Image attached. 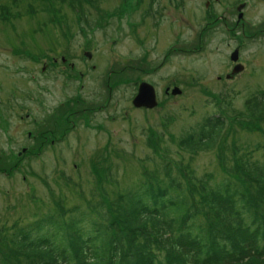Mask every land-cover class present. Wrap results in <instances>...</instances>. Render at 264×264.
I'll return each instance as SVG.
<instances>
[{"label":"rangeland","instance_id":"1","mask_svg":"<svg viewBox=\"0 0 264 264\" xmlns=\"http://www.w3.org/2000/svg\"><path fill=\"white\" fill-rule=\"evenodd\" d=\"M90 1L0 0V167L7 166L0 170V228L41 221L47 229L49 218L71 226L82 214L98 221L94 209L103 196L113 200L153 174L167 186L168 166L188 195L193 183L214 187L233 178L219 166L224 159L231 165L232 154L237 164L264 165V113L246 109L264 91V0ZM242 3L245 21L238 22ZM96 22L101 28L89 30ZM237 46L244 69L230 81ZM61 57L84 73L81 82ZM127 59L145 62L132 72ZM148 66L156 68L149 75ZM112 69L123 70L124 84L109 76L105 83ZM147 80L159 104L136 109L131 102ZM168 86L182 94L173 96ZM213 114L225 119L214 149L182 144ZM44 134L49 147L38 153Z\"/></svg>","mask_w":264,"mask_h":264},{"label":"trees","instance_id":"2","mask_svg":"<svg viewBox=\"0 0 264 264\" xmlns=\"http://www.w3.org/2000/svg\"><path fill=\"white\" fill-rule=\"evenodd\" d=\"M82 1L91 5L90 0ZM98 27L101 28L96 22L89 30H98ZM139 65L131 64L128 69L135 72ZM149 71L145 70V74ZM121 73L123 70L112 69L105 83L110 82L108 76L116 77L115 85L122 82ZM247 105L249 110L263 114L264 91L251 97ZM69 114L68 110L65 115ZM224 126L222 115L208 118L201 131L187 136L182 144L210 151L218 143ZM148 133L152 135L153 130L148 129ZM46 136L39 141V148L44 140L50 141L47 140L50 135ZM17 163L13 169L8 168L10 173ZM247 163L234 161L229 165L227 161L225 174L235 179L214 187L204 181L202 193L193 186L198 204L188 217L185 231L180 230V223L189 205V196L182 191V185L168 166L169 183L165 189L157 185L161 182L164 185L163 179L159 180L156 175L147 178L112 204L100 202L98 211L95 210L98 221H90L82 214L71 227L50 218L47 229L41 221L29 229L13 227L10 231L1 227L0 264H153V255L147 249L159 247L173 264H183L184 259H189L191 264H264V165ZM6 167L0 170L6 172ZM101 174L98 182L104 176ZM156 187L160 190H153ZM173 188L177 190L176 195L172 194ZM199 214L204 219L209 217L206 221L214 226L212 230L208 226L202 232Z\"/></svg>","mask_w":264,"mask_h":264},{"label":"water","instance_id":"3","mask_svg":"<svg viewBox=\"0 0 264 264\" xmlns=\"http://www.w3.org/2000/svg\"><path fill=\"white\" fill-rule=\"evenodd\" d=\"M85 56L90 59V54H85ZM231 60L237 61V52H234L232 54ZM241 69H242L241 67H236L233 73H238ZM176 93L178 92L174 90L173 94ZM132 103L136 108L143 107L146 109H151L156 107L157 103L155 101V95L152 87L146 84H141L138 95L133 99Z\"/></svg>","mask_w":264,"mask_h":264}]
</instances>
